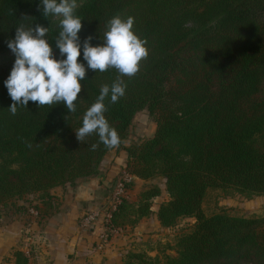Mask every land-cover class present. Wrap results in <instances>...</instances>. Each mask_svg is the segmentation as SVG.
<instances>
[{
  "label": "trees",
  "instance_id": "1",
  "mask_svg": "<svg viewBox=\"0 0 264 264\" xmlns=\"http://www.w3.org/2000/svg\"><path fill=\"white\" fill-rule=\"evenodd\" d=\"M41 0H0V52L9 50L16 27L49 28L45 39L56 59L59 19L45 17ZM82 20L83 41L100 46L107 22L116 15L134 18L133 31L146 39L149 56L132 78L123 77L125 95L105 100V113L128 152L126 169L153 179L133 199L122 195L112 211L113 227L135 226L156 213L171 227L186 216L193 226L174 244L130 250L126 264H264V214L246 216L225 209L206 214L210 188L247 198L264 195V0H84L74 13ZM28 16V17H23ZM16 57L0 64V206L27 193H39L47 208L51 189L95 176L112 150L93 134L81 144L75 129L96 101L102 85L111 86L115 69H88L81 81L76 112L61 103L27 108L13 103L5 86ZM147 109L156 121L151 136L125 143L136 114ZM26 143H31L28 148ZM97 144L95 151L91 145ZM133 182L127 186H132ZM12 264H28L22 249Z\"/></svg>",
  "mask_w": 264,
  "mask_h": 264
},
{
  "label": "clouds",
  "instance_id": "2",
  "mask_svg": "<svg viewBox=\"0 0 264 264\" xmlns=\"http://www.w3.org/2000/svg\"><path fill=\"white\" fill-rule=\"evenodd\" d=\"M79 7L77 0H41L40 8L47 18L59 19V35L55 47L63 59H56L53 47L45 39L49 28L37 24L35 27H16L14 39L6 41L7 47L16 59L5 86L13 103L9 112L17 114L18 106L27 108L29 101L43 106L63 103L68 112H76V101L82 91V84L88 69L106 72L110 68L117 71L118 77L111 86L102 85L96 101L86 110L82 126L75 129L76 138L81 144L87 137L95 134L105 148L112 150L121 144L117 130L106 119V98L110 94V103L115 104L125 95L126 84L123 77L132 78L140 70L141 62L149 56L145 46L146 39H141L134 31V18L116 15L107 22L103 34V43L93 46V36L83 41V59L87 69L78 62L81 55L79 33L82 20L76 16ZM28 17V16H23ZM31 148V143H26ZM95 151L97 144H92Z\"/></svg>",
  "mask_w": 264,
  "mask_h": 264
},
{
  "label": "crops",
  "instance_id": "3",
  "mask_svg": "<svg viewBox=\"0 0 264 264\" xmlns=\"http://www.w3.org/2000/svg\"><path fill=\"white\" fill-rule=\"evenodd\" d=\"M127 157L126 149H113L103 159L97 175L75 185L67 183L52 188L51 208H47L39 193H27L1 205L0 264L16 248L28 254V264H126L130 250L154 254L156 251L147 247L144 239L150 231L165 227L156 213L135 226L111 232L103 247L98 246L103 231L101 216L91 225L81 224L87 212L110 203L127 170ZM150 180L133 174L131 187L138 186L135 191L139 193L141 186ZM158 206H154L156 210Z\"/></svg>",
  "mask_w": 264,
  "mask_h": 264
},
{
  "label": "rangeland",
  "instance_id": "4",
  "mask_svg": "<svg viewBox=\"0 0 264 264\" xmlns=\"http://www.w3.org/2000/svg\"><path fill=\"white\" fill-rule=\"evenodd\" d=\"M84 0H77L78 5H80ZM58 20L57 18H54ZM15 56L11 50L0 52V64L8 61L11 57ZM156 127V121L151 117L147 109L139 111L130 127L129 134L125 139V143H132L136 140H139L144 137H148L154 133ZM119 150V149H118ZM132 181V180H131ZM131 181H125L126 186ZM157 182L162 186V190L165 188L164 178L156 177L151 179L148 183H144L141 187L146 184H151ZM138 185V184H135ZM138 186L132 188L127 186V194L132 198H136L138 192L135 191ZM166 197L165 191H162V194L156 198V204L159 203ZM225 209L231 214L235 215H258L264 214V197H252L247 198L239 193H229L222 188H210L205 196L203 201V210L206 214L210 215L212 213L218 212ZM196 218L194 216H186L178 220V222L171 227H164L162 229H154L150 231L144 241L148 244L147 247L151 246H163L165 244H174L176 236L186 230H189ZM154 236V237H153ZM143 241V242H144ZM3 264H12L13 255H7L4 258Z\"/></svg>",
  "mask_w": 264,
  "mask_h": 264
},
{
  "label": "built area",
  "instance_id": "5",
  "mask_svg": "<svg viewBox=\"0 0 264 264\" xmlns=\"http://www.w3.org/2000/svg\"><path fill=\"white\" fill-rule=\"evenodd\" d=\"M133 179V174L128 170L124 171V176L118 183V188L112 196L110 203L103 205L100 208H95L87 212L81 219V224L83 226L93 224L98 217L101 216L103 231L99 234L98 246L103 247L104 241L109 239L111 232L116 231L120 227H113L108 222L110 221L112 211L116 207V204L119 202L122 195L127 194V186L125 181H131Z\"/></svg>",
  "mask_w": 264,
  "mask_h": 264
}]
</instances>
